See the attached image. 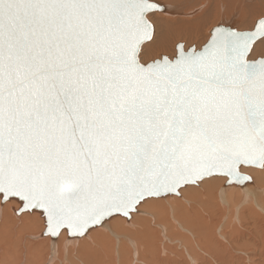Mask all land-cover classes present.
<instances>
[{"label": "snow or ice", "instance_id": "6c2138e0", "mask_svg": "<svg viewBox=\"0 0 264 264\" xmlns=\"http://www.w3.org/2000/svg\"><path fill=\"white\" fill-rule=\"evenodd\" d=\"M158 0H0V205L82 239L264 172V14L157 51Z\"/></svg>", "mask_w": 264, "mask_h": 264}, {"label": "bare ground", "instance_id": "6f19581e", "mask_svg": "<svg viewBox=\"0 0 264 264\" xmlns=\"http://www.w3.org/2000/svg\"><path fill=\"white\" fill-rule=\"evenodd\" d=\"M165 1L168 4H160L164 10L156 13L155 17L154 47L157 51L173 50L175 41H185L183 43L185 49L190 48L188 46L201 38L210 24L214 25L213 27L220 25L230 27L237 22L236 24L242 26V30H247L258 17L264 14V0H258L254 4L249 3L251 0ZM171 3L176 4L177 7L171 8ZM199 48L201 47H197ZM249 174L252 176V183L244 189L234 187L235 185L223 186L226 181L222 178H206L200 182L201 186L211 193V200L208 201L215 207L218 215V218H214L210 233L209 223L204 215L208 212L206 207L209 202L201 201L198 207L192 208H188L184 203L188 200L193 201L196 194L201 195L195 186L181 189L179 196L172 195L161 199L165 202H173V209L162 202L152 203L156 202L152 199L140 206L139 213L134 214L130 222L126 223L122 217L115 219L109 226L92 231L82 239H71L62 235L59 240L53 239V241L49 236L42 235L45 225L39 214L16 215L15 209L18 205L13 203L0 205V264H113L112 261L117 260L116 264H135L133 258H139L145 254L140 252L141 248L160 260L164 253L160 242L164 246L166 240L168 241L164 237L166 229L168 234L172 235L174 226L180 227L181 224L186 229L198 230L199 237L202 235L199 240L203 249L210 251V255L214 253L219 261H225V253L232 252V249L238 251L258 246L262 248L260 255L264 260V172L250 170ZM228 194L235 195V201H229ZM224 199L232 205L233 218L227 220L226 226L223 227L220 218L229 210ZM146 211L153 212L154 220L145 213ZM247 213L255 228L254 232L248 234V238L237 231L236 224L237 222L241 224L240 220L245 223ZM231 223H235L232 233L225 232L230 236L228 245H222L215 237L212 238L211 235L218 236L228 229ZM133 224L142 225V227L140 226L141 229L137 230ZM114 238L118 242L122 238L130 241L133 238L138 245L133 242V249L129 247L127 250L126 248L119 250L118 248L116 259ZM232 241L237 243L231 247ZM158 260L155 264H176L170 259L164 262ZM202 264H208V262H202Z\"/></svg>", "mask_w": 264, "mask_h": 264}, {"label": "rangeland", "instance_id": "374dc122", "mask_svg": "<svg viewBox=\"0 0 264 264\" xmlns=\"http://www.w3.org/2000/svg\"><path fill=\"white\" fill-rule=\"evenodd\" d=\"M166 2V4H165ZM164 0H158L159 4L162 5H167L168 2ZM258 0H251L249 3H257ZM171 8H176L177 5L176 4H172L170 5ZM173 17H175V15H173ZM232 19V18H231ZM256 21V20H255ZM214 23V22H212ZM237 23V22H236ZM235 22L233 24L230 25V27H233L234 29L237 30H242V26H239L238 24H236ZM211 26V24H210ZM208 27L206 29L205 34L195 40L194 43H192L191 45H189L188 47H202L204 45V43H206L207 39L210 36V33L212 31V28H214L212 25L211 27ZM174 43L179 44V43H185V41H175ZM174 48L176 46V44H174ZM254 177V176H253ZM252 183V182H250ZM250 183L246 184L245 186L249 185ZM226 182L223 184V186H225ZM202 184L199 183L197 186H195V189L199 192H201V195L196 194V196H194V200L193 201H186L184 202L185 205L188 208H192V207H198L199 204L202 202H209L207 204L208 207H206L208 212H205L204 215L206 216V219L209 223V233L211 230V225L214 222V218H218V215L216 214L215 211V207L213 205L210 204L211 200V193L207 192V189H204L202 186ZM234 185H227L226 187H233ZM243 186L241 189H244ZM234 187H237L240 189V186L235 185ZM186 188V187H185ZM183 189V188H182ZM231 192V191H230ZM234 192V191H233ZM229 195V194H228ZM167 197V196H166ZM171 197V196H168ZM202 198V200H201ZM234 198V200H233ZM161 199H165V197L163 198H157L154 199L156 202H152V203H159L162 202L167 206H170L171 209H173V202H168V201H162ZM236 196L233 195L231 196V194L228 196V200L230 201H235ZM226 202V205L229 207L228 213H224V215L220 218L221 221L220 223L222 224V226H226L227 224V220H232L233 218V214H231V208L232 205L228 204L226 201V199H224ZM147 209H149L147 207ZM147 215H149L151 217L152 220H154V216H153V212L150 211H146L145 212ZM17 215V214H16ZM250 216H248V213L246 215V222L243 223L242 220L241 224H239L238 222L236 223L238 225L237 231H239L240 233H243L246 235V238L249 237V233L250 232H254L255 228L252 224V220L249 219ZM124 219V218H123ZM126 220V223L130 222L131 220ZM234 222V220H233ZM207 225V224H206ZM142 225H138V224H133V227L136 228L137 230H140ZM235 226V223H231V225L228 227V229H226L225 231H222L218 236H212L215 237V239L217 241H219L222 245H228V241L230 239V236H228L230 233H232L233 229L232 227ZM130 229V228H129ZM198 230H190V229H186L185 226L183 224L180 225V227H176L174 226V229L172 231V235L168 234V231L166 229V233H164V237H166L168 239V241L166 240V242L164 243V246H162V243L160 242V246L161 249H164V253H162V258H160V260H158L153 254H147L146 250L143 248H139L141 253H145L143 256L139 257V258H133V262H135V264H155V261L158 260L159 262H164L168 259L172 260L174 263L176 264H202V262H208V264H264V260L262 258V256L260 255V250L262 249L261 246H258L257 248H247V249H239L237 251L235 250H231L232 252L228 251L225 253V261H219L217 260L218 258H216L215 254L212 253V255H210V251H206L203 249L202 244L200 243V236L197 234ZM105 233H107L106 231H103ZM225 232L229 233L226 234ZM206 234V233H205ZM191 235V236H190ZM221 235V236H220ZM51 238V237H50ZM130 238V237H129ZM52 239V238H51ZM53 240V239H52ZM57 240V239H56ZM115 240V246H114V252H115V257L117 259V254H118V248L119 250L126 248V250L130 247L131 249H133L134 246H132L133 242L137 244V242L131 238V241L126 239L124 240L123 238L119 240V242L114 238ZM163 240V239H162ZM54 241V240H53ZM237 242L236 241H232L231 242V247L233 245H235ZM142 247V246H141ZM163 247V248H162ZM138 249V247H137ZM160 249V250H161ZM158 254V252H157ZM118 262L117 261H112L113 264H116Z\"/></svg>", "mask_w": 264, "mask_h": 264}, {"label": "water", "instance_id": "95a60500", "mask_svg": "<svg viewBox=\"0 0 264 264\" xmlns=\"http://www.w3.org/2000/svg\"><path fill=\"white\" fill-rule=\"evenodd\" d=\"M164 9V8H163ZM221 26V25H220ZM223 26V25H222ZM179 44H183V43H179ZM184 45V44H183ZM206 179V178H205ZM251 182H252V180H251ZM247 183H250V182H247ZM246 183V184H247ZM245 184V185H246ZM226 185H228L227 183H226ZM245 185H243V186H245ZM237 186H240V185H237ZM243 186H240V187H243ZM172 195H175V194H169V195H167V196H172ZM166 197V196H165ZM42 235H43V233H42ZM43 236H45V235H43ZM52 238V237H51ZM52 239H55V238H52Z\"/></svg>", "mask_w": 264, "mask_h": 264}]
</instances>
